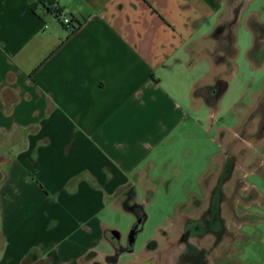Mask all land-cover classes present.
Segmentation results:
<instances>
[{
    "label": "crops",
    "instance_id": "1",
    "mask_svg": "<svg viewBox=\"0 0 264 264\" xmlns=\"http://www.w3.org/2000/svg\"><path fill=\"white\" fill-rule=\"evenodd\" d=\"M53 1L74 32L38 0H0V264H126L131 239L122 243L113 216L135 215L165 158L208 152L201 107L220 103L194 97L214 84L199 49L229 0ZM237 43L235 33V56ZM222 153L235 170L212 187L232 193L239 179L242 194L264 197L247 181L264 183V158ZM252 239L244 257L264 264V235Z\"/></svg>",
    "mask_w": 264,
    "mask_h": 264
},
{
    "label": "rangeland",
    "instance_id": "2",
    "mask_svg": "<svg viewBox=\"0 0 264 264\" xmlns=\"http://www.w3.org/2000/svg\"><path fill=\"white\" fill-rule=\"evenodd\" d=\"M243 8V19L239 22L237 18ZM224 14L223 24L202 42L199 49L201 55L204 54L213 61L209 79L214 83L221 79L229 82L228 91L219 102L218 111L205 105L201 107L200 115L205 131L202 135L198 131L197 135L204 141L208 152L204 158H189L194 152L190 147L187 148L190 152L188 158H165L157 165L154 179L146 183L148 189L141 187L136 198L144 207L146 215L141 229L137 227L136 215L120 212L113 216L111 221L113 231L120 233L123 244L129 245L131 232L135 230L132 235L133 242L130 243L133 254L131 256L124 254L123 257L126 264L141 263L151 256L156 257L157 264L169 263L185 221L188 218H197L203 209L208 208V195L218 176L228 181L233 175L229 172L232 166L228 162L222 165V158H230L222 155L223 150L234 152L236 155L235 157L231 155L232 158H264V145L262 148L255 146L259 142V136L264 135V25L260 26L256 22V19L264 22V0H229ZM251 27L256 36L262 39L258 48ZM235 33L238 40L236 56ZM250 57H254L255 61ZM202 64L206 65V61H199L197 66ZM192 137L195 135L192 134ZM192 145L190 143V146ZM239 175L240 172H237L238 177ZM241 181L239 179L236 181V192L229 193V189L221 191V202H225L227 207L223 212L224 217L227 221L234 220L240 223L245 218L246 221L255 223L264 220V211L261 210V205L264 206V197L253 193L252 200L247 202L240 194L239 188L244 186ZM247 181L257 183L264 191V183L259 178L250 177ZM149 190L153 193L152 199ZM240 201L241 204L246 203L247 207H251L245 209L248 213L242 217L238 215L239 211L237 213L235 211V204L237 202L239 204ZM245 231L250 233L254 241L264 235L261 224L254 227L246 226ZM250 235L246 237L247 239L242 236L240 240L245 242ZM233 236L228 232L224 240L230 241ZM210 242L211 237L203 241L205 245H209ZM251 245L253 244L249 243L246 247L249 248ZM218 250L217 255L223 257L228 248L222 247ZM246 255L248 261L250 253L245 254V257ZM220 257L217 261L221 260ZM245 257L242 256V259Z\"/></svg>",
    "mask_w": 264,
    "mask_h": 264
},
{
    "label": "flooded vegetation",
    "instance_id": "3",
    "mask_svg": "<svg viewBox=\"0 0 264 264\" xmlns=\"http://www.w3.org/2000/svg\"><path fill=\"white\" fill-rule=\"evenodd\" d=\"M233 168H230V173L234 172ZM241 183L243 184V182ZM242 188L243 186L239 189L241 190ZM234 192H236V188L232 191V193ZM240 194L246 201L252 200L251 194L245 195L242 192ZM208 196V208L206 210L203 209L197 218H188L183 224L168 264H246L242 256H244L247 244L251 241V235L245 231V227L251 221H246L245 218L241 223L234 220H230L231 222L228 223L221 210L222 194L220 187L212 188ZM240 204L241 201L239 204L238 202L235 204V211L236 213L239 211L238 215L242 217L248 213L245 209H250L251 207H247L246 203L241 204L240 207ZM228 232H231L234 236L231 237L230 241H225L224 237ZM249 235L250 237L247 241L240 240V237L244 236L247 239L246 237ZM210 237V244L205 245L203 241ZM222 247L228 248V251H226L225 256H221V260L217 261L218 258H214V255ZM146 261L148 264H157L155 256H151L141 263Z\"/></svg>",
    "mask_w": 264,
    "mask_h": 264
},
{
    "label": "trees",
    "instance_id": "4",
    "mask_svg": "<svg viewBox=\"0 0 264 264\" xmlns=\"http://www.w3.org/2000/svg\"><path fill=\"white\" fill-rule=\"evenodd\" d=\"M40 4L44 5L46 9L52 13V10L50 9V6L54 3L53 0H38ZM229 88V82L226 79L218 80L216 83L212 85H206V86H198L194 91V97L202 98L206 105L210 107H216L222 97L225 95ZM143 206H134L130 208V210L138 217V229H141L143 226V223L146 220V215L144 212ZM135 226V228H136ZM134 228V229H135ZM150 244V243H149ZM117 259V257H113L109 259V262H114Z\"/></svg>",
    "mask_w": 264,
    "mask_h": 264
},
{
    "label": "built area",
    "instance_id": "5",
    "mask_svg": "<svg viewBox=\"0 0 264 264\" xmlns=\"http://www.w3.org/2000/svg\"><path fill=\"white\" fill-rule=\"evenodd\" d=\"M50 9L52 10V14L55 16V18L68 30L74 32L76 30V26L74 25L73 21L65 16L61 9H59L58 5L54 2Z\"/></svg>",
    "mask_w": 264,
    "mask_h": 264
},
{
    "label": "water",
    "instance_id": "6",
    "mask_svg": "<svg viewBox=\"0 0 264 264\" xmlns=\"http://www.w3.org/2000/svg\"><path fill=\"white\" fill-rule=\"evenodd\" d=\"M134 233H135V230H133V231L131 232V243L133 242L132 235H133ZM114 235H115L116 237L119 236L117 233H114ZM139 264H148V262L146 261V262H144V263H139Z\"/></svg>",
    "mask_w": 264,
    "mask_h": 264
}]
</instances>
